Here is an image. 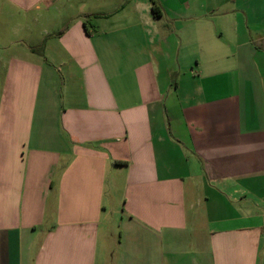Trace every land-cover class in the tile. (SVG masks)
<instances>
[{
    "label": "crops",
    "instance_id": "1",
    "mask_svg": "<svg viewBox=\"0 0 264 264\" xmlns=\"http://www.w3.org/2000/svg\"><path fill=\"white\" fill-rule=\"evenodd\" d=\"M157 2L0 0V264H264V0Z\"/></svg>",
    "mask_w": 264,
    "mask_h": 264
},
{
    "label": "trees",
    "instance_id": "2",
    "mask_svg": "<svg viewBox=\"0 0 264 264\" xmlns=\"http://www.w3.org/2000/svg\"><path fill=\"white\" fill-rule=\"evenodd\" d=\"M152 3V11L156 17H161L162 16V9L157 2V0H150Z\"/></svg>",
    "mask_w": 264,
    "mask_h": 264
},
{
    "label": "rangeland",
    "instance_id": "3",
    "mask_svg": "<svg viewBox=\"0 0 264 264\" xmlns=\"http://www.w3.org/2000/svg\"><path fill=\"white\" fill-rule=\"evenodd\" d=\"M11 40V39H10ZM0 42L3 43V39L1 38V35H0Z\"/></svg>",
    "mask_w": 264,
    "mask_h": 264
}]
</instances>
